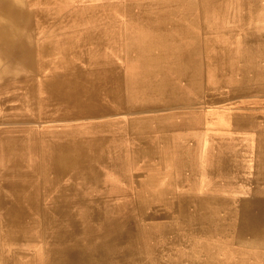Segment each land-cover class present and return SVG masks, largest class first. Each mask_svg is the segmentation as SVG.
<instances>
[{
  "label": "rangeland",
  "instance_id": "374dc122",
  "mask_svg": "<svg viewBox=\"0 0 264 264\" xmlns=\"http://www.w3.org/2000/svg\"><path fill=\"white\" fill-rule=\"evenodd\" d=\"M39 1L24 3L42 12L50 27L62 19L64 32L51 33L48 40L74 50L66 64L88 70L92 62L108 63L127 85L130 101L153 108L133 129L140 127L141 145L153 154L129 161L128 170L104 173L109 176L97 183L110 206L129 202L125 215L130 227L141 232L128 236L130 249H123L130 250L136 264H251L254 259L263 264L264 246L246 241L250 234L238 236L243 205L264 195V0H209L202 15L189 0L161 7L148 4L151 0L129 7L117 0ZM159 14L167 16L166 30L156 34L147 20ZM155 36L158 43L151 41ZM57 53L45 61L56 59ZM171 53L184 59L160 66L156 59ZM2 179L0 174V185ZM140 199L142 212L137 209ZM1 229L0 264L12 249L15 264H41L45 245L37 234L11 243L2 240ZM259 235L264 238V229Z\"/></svg>",
  "mask_w": 264,
  "mask_h": 264
},
{
  "label": "bare ground",
  "instance_id": "6f19581e",
  "mask_svg": "<svg viewBox=\"0 0 264 264\" xmlns=\"http://www.w3.org/2000/svg\"><path fill=\"white\" fill-rule=\"evenodd\" d=\"M25 1L0 0L2 240L6 238L11 243L20 242L26 234L34 232L45 245L46 254L41 264H136V257L129 254L130 250L123 249L131 245L128 236L137 237L141 234L137 227H130L125 215L130 210L129 202H118L110 206L106 202L108 194L102 193L97 183L101 178L109 176L104 173L128 170L129 161H141L142 154H153L141 145L140 127L133 132L135 126L146 120L143 118L146 109L153 108L145 107L139 101H130L127 85L118 80L108 63L92 62L93 67L88 70L72 62L66 64L65 60L69 59L74 50L57 47L48 40L51 33L58 35L57 32H64L62 19H58L56 27H50L41 18L42 12L37 8H27ZM138 1L148 0H117L119 5L126 4L128 7ZM171 1L151 0L148 4L161 7ZM208 1L189 0L188 5H192L202 15ZM166 18L165 15H155L154 19L147 20L148 25L152 24L148 29L156 34L164 33ZM43 25L45 28L39 29ZM160 37L158 35L157 38ZM157 38L155 36L151 41L158 43ZM161 40L164 44L165 40ZM55 50H58L56 59L46 62L45 58ZM171 54L157 58L156 61L159 60V65L165 67L184 59L180 53ZM80 58L83 57L80 55ZM154 67L157 69L156 65ZM116 114H126L128 117L114 118ZM133 145L135 148H132ZM123 159L126 161L122 165ZM141 165L138 169H143ZM136 202L139 204L137 209L142 212L143 201L140 199ZM259 204L260 201L254 197L243 205L239 238L250 234L254 236V242L258 241L256 238L261 229ZM245 240L248 241V238ZM140 244L145 249V244ZM10 251L12 255L3 264H15L13 256L16 250Z\"/></svg>",
  "mask_w": 264,
  "mask_h": 264
},
{
  "label": "crops",
  "instance_id": "0c3cea01",
  "mask_svg": "<svg viewBox=\"0 0 264 264\" xmlns=\"http://www.w3.org/2000/svg\"><path fill=\"white\" fill-rule=\"evenodd\" d=\"M258 196H259L258 198L255 197L257 200L260 201V204L258 206V216L261 220V229H264V195L261 196V194H259ZM254 239H255L254 236L248 237V241L252 240L251 242L253 243V245L259 244V245H262L261 247L264 246V240H263L264 238L262 236L259 235L258 238H256V239H258V241L254 242ZM256 262H257V260L254 259V260H251L250 263L256 264Z\"/></svg>",
  "mask_w": 264,
  "mask_h": 264
}]
</instances>
